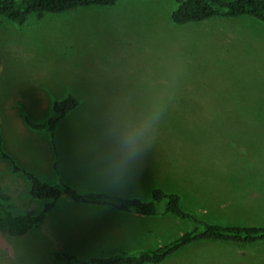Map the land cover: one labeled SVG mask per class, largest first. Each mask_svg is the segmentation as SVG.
<instances>
[{
    "label": "rangeland",
    "instance_id": "1",
    "mask_svg": "<svg viewBox=\"0 0 264 264\" xmlns=\"http://www.w3.org/2000/svg\"><path fill=\"white\" fill-rule=\"evenodd\" d=\"M175 7L174 0H125L113 7L34 16L23 26L1 19L0 143L4 140L12 158L0 154V187L11 196L3 201V212L38 213L45 204L32 198L24 173L14 171L13 162L32 173L28 156L38 152L47 161L41 142L27 143L13 128L14 107L38 125L51 116L53 100L73 95L88 109L85 118L69 122L72 135L101 136L99 129L105 127L112 138H132L125 146L132 156L155 165L162 161L164 175L171 172L168 165L179 167V177L171 172L151 180L154 189L177 193L186 211L222 227L264 226V22L215 18L179 26L170 19ZM120 66L136 85L111 75ZM103 108L117 110L111 117L97 116ZM139 112L147 125L130 137L125 122L137 126ZM49 134L39 132L45 142ZM94 172L89 169L77 180H98ZM116 177L108 180L115 183ZM233 186L242 190L219 193ZM90 219L63 195L40 229L24 237L0 231V264H62L53 256L57 250L94 259L98 243L75 233ZM260 244L264 254V240ZM199 246L194 257L171 264L248 263L231 244Z\"/></svg>",
    "mask_w": 264,
    "mask_h": 264
},
{
    "label": "crops",
    "instance_id": "2",
    "mask_svg": "<svg viewBox=\"0 0 264 264\" xmlns=\"http://www.w3.org/2000/svg\"><path fill=\"white\" fill-rule=\"evenodd\" d=\"M103 59L104 58L98 59V61L101 62ZM114 72L115 73L111 75L117 77L116 80L122 84H137L134 78H132V75H130V71L128 72L124 66L115 68ZM85 92H87V90H85ZM87 94H91V92ZM79 101L80 105L77 108L68 111L64 117L57 122L54 131L55 147L52 144L51 135L49 134V140L45 142L43 138L39 136L40 130L34 131L28 126L25 119L26 115L22 111H18V108L15 106L17 102L11 101V104L15 106L14 111H12V113H14L13 128L20 134L21 139L27 141V143H31L33 139H35L36 144L41 142V146L44 147V153L42 152V154L47 157L45 163L39 152L34 158L28 156L33 160V167L28 166L32 169V173L39 178H48V180L51 181L50 183H57V180L60 178L82 193H108L128 198L140 197L142 199H147L154 189V180L151 179L158 174L164 175L161 173L164 170L163 162L159 161L157 165H155L153 160L144 162L137 156H132V149L125 147L131 145L132 138H112L109 128H98L102 137L97 133L92 134L91 137L72 135L69 122L75 118L79 121L85 118L84 111L88 109L81 108L83 105L85 106L86 103L82 102L81 99H79ZM132 109L136 108H127V110ZM137 109L139 110L140 108ZM116 110L117 108H103L101 111H96L95 113L97 116L111 117L115 114ZM139 115L142 116V118L137 123V126H133L129 121L125 122L127 128L130 129V137H133L132 131L134 129L142 131L147 125V117L143 112H139ZM122 116L123 118L128 117L124 112H122ZM24 133L30 137H25ZM4 137L5 134L3 135V138ZM3 141L4 140H2V148ZM41 146L37 148L40 149ZM56 163L57 171L55 169ZM178 168L179 167H175L173 169L168 165L167 170L176 173ZM89 169L99 172H94V176L95 174H100V176L96 177L98 180H95V178L94 181L91 182L85 179H82V181L77 180V178H85L88 176ZM42 170L45 171L42 172ZM171 172L168 175H170ZM176 175L179 177V174L176 173ZM114 177H116L114 179L116 180L115 183H110L108 178L111 179ZM98 181L100 182V186H93L97 185L95 182ZM148 184H150V187H148ZM233 189L235 191L242 190V188L233 186L223 187L220 189L221 191L218 192L232 193ZM72 202L91 216L89 221L86 220L82 223L83 226L75 230V233L79 239L96 241L98 243V248L96 249L98 254L95 255V258L110 256L119 251L133 252L148 249L156 250L169 243L172 239L177 238L182 233L192 229L189 222L171 214L164 216L159 215L156 217L144 216L135 212L119 211L108 205L91 206L89 204ZM56 208L57 206L54 210ZM54 210L49 213L42 225L49 222V217ZM54 224L55 223L50 220L51 238H53L55 232ZM250 225L255 224L251 223ZM262 241H256L245 245L231 244V246L234 247L231 249L234 250L240 258H246L248 260V263L244 264H264V254L262 253L263 245L260 244ZM214 242L217 241L204 240L187 244L162 264H171L174 263V261H176V263L181 262L182 259L188 256L194 257L196 252L200 250V246L198 247V245ZM149 244H153V248L146 247ZM71 253L77 256L79 255L77 252Z\"/></svg>",
    "mask_w": 264,
    "mask_h": 264
},
{
    "label": "trees",
    "instance_id": "3",
    "mask_svg": "<svg viewBox=\"0 0 264 264\" xmlns=\"http://www.w3.org/2000/svg\"><path fill=\"white\" fill-rule=\"evenodd\" d=\"M125 0H0L1 19H6L20 26L25 25L34 17H45L46 14H63L80 8L113 7ZM176 7L170 14L171 22L183 26L190 23L205 22L210 19L224 18L231 20L240 17H252L264 22V0H174ZM80 105L78 98L69 95L65 99L53 100L51 116L45 121L32 123L25 117L28 126L34 130L47 129L50 132L52 144L55 147L54 131L57 122L64 115ZM0 153L6 159L12 158L3 150L0 143ZM13 162V161H12ZM14 171L23 172L30 183L31 196L35 200H44L45 204L38 213L15 215L11 211L3 212V201L11 196L0 187V231L11 236H26L32 229H40L49 213L57 206L61 196L66 195L76 203L91 206L108 205L119 211L135 212L144 216H159L171 214L189 222L192 229L182 233L156 250H137L133 252L119 251L116 254L91 260L80 259L75 254L57 250L54 258L62 264H162L187 244L204 240L218 241L228 244L245 245L264 240V226L233 225L222 227L198 218L182 207L181 198L177 193H165L153 189L149 200L140 197H122L108 193H81L61 179L57 183L41 180L33 173L27 172L13 162ZM57 171V163L55 164Z\"/></svg>",
    "mask_w": 264,
    "mask_h": 264
}]
</instances>
